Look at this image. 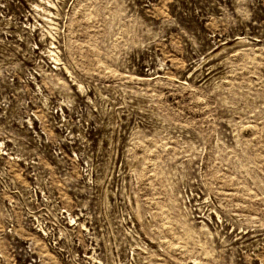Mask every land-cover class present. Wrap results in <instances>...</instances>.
<instances>
[{"label":"rangeland","instance_id":"obj_1","mask_svg":"<svg viewBox=\"0 0 264 264\" xmlns=\"http://www.w3.org/2000/svg\"><path fill=\"white\" fill-rule=\"evenodd\" d=\"M0 264H264V0H0Z\"/></svg>","mask_w":264,"mask_h":264},{"label":"bare ground","instance_id":"obj_2","mask_svg":"<svg viewBox=\"0 0 264 264\" xmlns=\"http://www.w3.org/2000/svg\"><path fill=\"white\" fill-rule=\"evenodd\" d=\"M55 7H56V5L54 3H51V5L48 9H42L43 12H45L44 18H47V21L50 22V24L53 22L54 16H56L54 12H51V10H54L53 8H55ZM50 34H52V33H50Z\"/></svg>","mask_w":264,"mask_h":264}]
</instances>
